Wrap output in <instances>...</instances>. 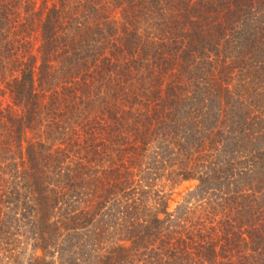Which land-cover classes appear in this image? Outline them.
I'll return each mask as SVG.
<instances>
[{"label": "trees", "instance_id": "1", "mask_svg": "<svg viewBox=\"0 0 264 264\" xmlns=\"http://www.w3.org/2000/svg\"><path fill=\"white\" fill-rule=\"evenodd\" d=\"M0 264H264V0H0Z\"/></svg>", "mask_w": 264, "mask_h": 264}, {"label": "rangeland", "instance_id": "2", "mask_svg": "<svg viewBox=\"0 0 264 264\" xmlns=\"http://www.w3.org/2000/svg\"><path fill=\"white\" fill-rule=\"evenodd\" d=\"M197 186L194 180L185 181L167 192L168 211H174L180 205L187 193L193 191Z\"/></svg>", "mask_w": 264, "mask_h": 264}]
</instances>
